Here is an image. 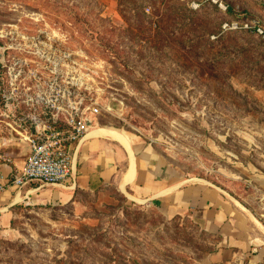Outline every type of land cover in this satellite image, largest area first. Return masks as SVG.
Here are the masks:
<instances>
[{
    "label": "rangeland",
    "instance_id": "rangeland-1",
    "mask_svg": "<svg viewBox=\"0 0 264 264\" xmlns=\"http://www.w3.org/2000/svg\"><path fill=\"white\" fill-rule=\"evenodd\" d=\"M224 1L226 14L182 0H0V75L13 58L26 75H45L48 43L78 53L99 124L142 134L174 171L255 205L264 38L218 26L237 16L264 25V0ZM53 30L60 39L40 36L32 47L31 36ZM86 202L84 211L19 208L0 234V264H250L212 255L215 239L186 215L166 220L113 189Z\"/></svg>",
    "mask_w": 264,
    "mask_h": 264
},
{
    "label": "crops",
    "instance_id": "crops-1",
    "mask_svg": "<svg viewBox=\"0 0 264 264\" xmlns=\"http://www.w3.org/2000/svg\"><path fill=\"white\" fill-rule=\"evenodd\" d=\"M27 132L15 129L0 108V184L28 157ZM71 154L72 173L64 182L0 190V234L19 208L68 206L84 211L88 197L113 189L130 201L155 206L166 220L186 215L215 239V257L264 264V175L249 177L262 187L252 205L219 184L174 171L142 134L97 120Z\"/></svg>",
    "mask_w": 264,
    "mask_h": 264
},
{
    "label": "built area",
    "instance_id": "built-area-1",
    "mask_svg": "<svg viewBox=\"0 0 264 264\" xmlns=\"http://www.w3.org/2000/svg\"><path fill=\"white\" fill-rule=\"evenodd\" d=\"M193 10L208 4L226 14L224 0H182ZM221 33L244 31L264 38V25L257 17H224L219 22ZM45 33V34H43ZM60 39L55 30L39 31L31 36L32 47L38 48L39 37ZM216 34L210 38L215 39ZM48 43L49 69L43 75L36 71L25 74V61L9 60L7 72L0 75V108L3 116L18 129L27 130L29 155L22 167L6 176L0 184L19 191L31 183L55 185L64 182L72 173L71 149L80 143L99 113L96 97L81 90L90 77L84 72L78 53ZM45 87V88H44ZM264 202V195L261 198Z\"/></svg>",
    "mask_w": 264,
    "mask_h": 264
},
{
    "label": "trees",
    "instance_id": "trees-1",
    "mask_svg": "<svg viewBox=\"0 0 264 264\" xmlns=\"http://www.w3.org/2000/svg\"><path fill=\"white\" fill-rule=\"evenodd\" d=\"M188 7V6H187ZM218 36V35H217Z\"/></svg>",
    "mask_w": 264,
    "mask_h": 264
}]
</instances>
